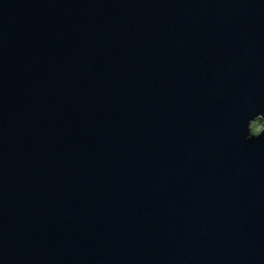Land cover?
I'll return each mask as SVG.
<instances>
[{
  "label": "water",
  "instance_id": "obj_1",
  "mask_svg": "<svg viewBox=\"0 0 264 264\" xmlns=\"http://www.w3.org/2000/svg\"><path fill=\"white\" fill-rule=\"evenodd\" d=\"M0 264H264V0H0Z\"/></svg>",
  "mask_w": 264,
  "mask_h": 264
},
{
  "label": "rangeland",
  "instance_id": "obj_2",
  "mask_svg": "<svg viewBox=\"0 0 264 264\" xmlns=\"http://www.w3.org/2000/svg\"><path fill=\"white\" fill-rule=\"evenodd\" d=\"M262 125H263V122H260V121H255L253 124H252V127H251V131L253 133H258L261 129H262Z\"/></svg>",
  "mask_w": 264,
  "mask_h": 264
}]
</instances>
